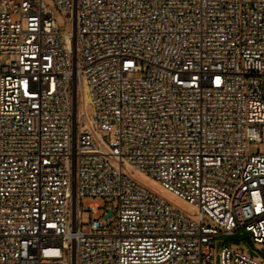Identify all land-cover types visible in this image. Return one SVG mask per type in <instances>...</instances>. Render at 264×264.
<instances>
[{
	"label": "built area",
	"instance_id": "2783aa9c",
	"mask_svg": "<svg viewBox=\"0 0 264 264\" xmlns=\"http://www.w3.org/2000/svg\"><path fill=\"white\" fill-rule=\"evenodd\" d=\"M53 2L68 33L0 0V264H214L239 230L264 249V0ZM89 197L117 210L82 228Z\"/></svg>",
	"mask_w": 264,
	"mask_h": 264
},
{
	"label": "rangeland",
	"instance_id": "374dc122",
	"mask_svg": "<svg viewBox=\"0 0 264 264\" xmlns=\"http://www.w3.org/2000/svg\"><path fill=\"white\" fill-rule=\"evenodd\" d=\"M44 6L51 11L53 20L58 27V30L61 33H68L70 31V25L68 20L65 16L60 12L57 8L53 0H42ZM85 113L88 119L92 118V112L89 107L85 109ZM250 154H259L264 155V126L261 130V143L255 146V144H251L248 148ZM131 177L138 181L140 184L151 188L152 190L155 187L148 181H145L142 176L136 172L131 174ZM97 204L99 208H103L105 206L111 207V209L116 212L117 210V203L112 198H101V197H89V198H82L80 201V224L82 228L86 227L89 224L91 214L89 213L88 207L89 205ZM179 208H182L178 205ZM98 210L95 215L92 216L94 220H98L102 216V210ZM189 212V211H187ZM222 247H228L234 252L242 254L246 257L252 258L253 260L264 264V249L252 243L251 237L244 232L243 230L237 231L232 236H221L215 238V247L213 253V263L220 264V257L219 251Z\"/></svg>",
	"mask_w": 264,
	"mask_h": 264
},
{
	"label": "bare ground",
	"instance_id": "6f19581e",
	"mask_svg": "<svg viewBox=\"0 0 264 264\" xmlns=\"http://www.w3.org/2000/svg\"><path fill=\"white\" fill-rule=\"evenodd\" d=\"M126 170H130V169L127 168ZM141 176H142V178L145 181H148V179L146 177H144V175L141 174ZM148 182H150L155 187V189H153V191H156L160 195V197H162V198L166 199L167 201L171 202L173 205H176V206L180 205L185 211H189L188 213H190V209L191 208L188 205H184L182 203H179L177 200H175L168 193H166L165 191H163L162 189H160V187L158 186V184H156V183H154L152 181H148Z\"/></svg>",
	"mask_w": 264,
	"mask_h": 264
},
{
	"label": "water",
	"instance_id": "95a60500",
	"mask_svg": "<svg viewBox=\"0 0 264 264\" xmlns=\"http://www.w3.org/2000/svg\"><path fill=\"white\" fill-rule=\"evenodd\" d=\"M108 216H110V214H108Z\"/></svg>",
	"mask_w": 264,
	"mask_h": 264
}]
</instances>
